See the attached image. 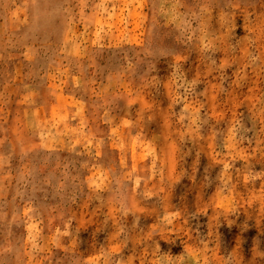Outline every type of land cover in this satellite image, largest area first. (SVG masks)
I'll return each instance as SVG.
<instances>
[{"label": "rangeland", "instance_id": "1", "mask_svg": "<svg viewBox=\"0 0 264 264\" xmlns=\"http://www.w3.org/2000/svg\"><path fill=\"white\" fill-rule=\"evenodd\" d=\"M0 264H264V0H0Z\"/></svg>", "mask_w": 264, "mask_h": 264}]
</instances>
